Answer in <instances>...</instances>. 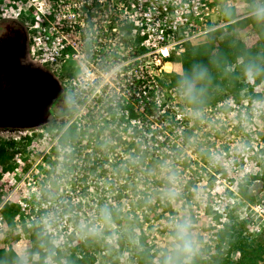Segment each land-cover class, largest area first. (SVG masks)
Segmentation results:
<instances>
[{
    "label": "built area",
    "instance_id": "obj_1",
    "mask_svg": "<svg viewBox=\"0 0 264 264\" xmlns=\"http://www.w3.org/2000/svg\"><path fill=\"white\" fill-rule=\"evenodd\" d=\"M0 2L1 17L24 21L31 34L29 56L60 79L66 97L64 112L51 121L0 131V143H18L10 163L0 166V237L8 232L32 242L37 234L56 251L69 252L81 244L75 246L74 207L102 208L111 219L110 211L132 210V204L155 194L169 201L171 191L181 194L186 207L184 195H196L199 176L207 179L205 186L211 178L212 186L222 184L211 190L221 206L214 211L220 216L214 239L231 214L246 222L247 235L264 234V194L250 201L240 190L261 181L264 163L252 166L227 147L228 138L222 143L209 137L216 115L224 114L220 105L194 107L182 85L171 86L177 59L233 23L226 13L238 3ZM261 13L264 1L248 17ZM204 133L207 154L201 153ZM92 193L90 203L86 198ZM8 205L18 209L13 227L4 214ZM192 227L201 234L198 224Z\"/></svg>",
    "mask_w": 264,
    "mask_h": 264
},
{
    "label": "rangeland",
    "instance_id": "obj_2",
    "mask_svg": "<svg viewBox=\"0 0 264 264\" xmlns=\"http://www.w3.org/2000/svg\"><path fill=\"white\" fill-rule=\"evenodd\" d=\"M233 1L235 4L238 3L239 5H237V8L236 6L235 8L232 7L239 15L238 18L233 20L236 22L248 18L254 5L264 0ZM41 2L42 0H39L38 5ZM20 25L23 30L21 32L17 31L19 33L17 34L21 40L23 39L24 53L29 56L32 48L29 40L31 34H29L25 28L24 21L4 19L0 16V32H3L6 26L16 27ZM239 38L249 48H254L259 45V34L253 25H249L241 30L239 32ZM208 41L209 40H207V42ZM247 76V84L249 85L240 93L238 98H236L235 94L226 93L218 102L209 104L212 106L220 105L219 107L223 108L224 114H217L216 117L218 119L214 116V119H217L215 120L216 124L214 128L212 127L213 133H209L208 135L209 137L214 135L220 142L228 138L229 144H227V147L232 149L233 153L236 152L237 157H247L249 159L248 161L252 163V166L256 163L260 166L262 162L264 163V80L256 84L253 79L254 76L252 71H249ZM22 89L25 92L28 90V87L25 86ZM38 89L39 88H36L32 93L38 92ZM12 92L13 94H11L9 99L5 98L4 102L0 100V131L6 129H22L25 128L24 126L29 127V124H25L23 121L20 122L22 115L19 120H16L18 116H13V119H9V116H11L10 114H12L11 112L15 109L21 113H27L19 108L20 104L21 106L23 105V94L21 93L22 90H20L15 82L13 83ZM14 96L18 101H21V103L18 104L14 103L17 107L14 105L11 106L10 103L15 101ZM5 97H7V95ZM232 100L234 101L232 102ZM34 103L35 102L26 105L25 108H28L30 111V109H33ZM10 109H12V111ZM200 139V141L205 144L204 150L201 153L207 154V134H201ZM221 148H223V146ZM204 158L208 157L204 156ZM204 158L203 163L207 165L209 161ZM242 163L243 162L236 160L235 165L241 167ZM199 177V184L201 185H198L199 188L197 189L196 195H184V197H186V207L184 206L185 202H183V197H180L181 194L172 191L168 194V198L171 199L169 201L163 200L162 196L155 194V199L151 197L146 201L142 200L134 204L131 203L132 210L110 211L112 216L111 219L105 216L102 208L94 207L95 210H93V207L87 206L84 207V210H81L78 207H74L73 211H76L78 217L73 218L71 222L75 232H78V234H76L78 240H76L75 246L81 243L79 245L80 249L77 251V256L81 257V255L83 256L85 253H91L97 256V264H134L132 255H135V253L142 248L141 240H144V242L151 245L152 253L158 255L154 259L157 262L159 256H163V254L171 256L174 250H179L177 247L178 242L174 234L176 233V225L185 221L188 222L190 226L198 224L199 228H202L201 234H197V231L189 232L190 238L194 242V251L186 254L185 261H190V257H193L200 251H204L203 254H205L208 248L217 252L216 247L218 245V238L214 239V231L218 229L217 225L219 224L220 216L217 214L214 215V211L215 209H221V206L219 203L220 196H218V194H213L211 190L215 191L216 187H220L222 184L221 182H217L216 187L212 186L213 178H211L208 186H205L207 179L205 178L203 180L204 177ZM246 187L248 188V193L251 195V199L248 198L250 201H254L257 197L264 194V182L262 180L258 181L257 184L251 183V189L248 186ZM208 189L210 192H208ZM93 196H96V194H89L86 198L87 201L90 200L91 203V197ZM187 205H194L196 209L191 210L189 208L188 210ZM144 207H146V209H143ZM201 214L203 216L200 217ZM195 216L197 218H195ZM226 223L230 224L231 220ZM9 235L11 237V247L15 246V251L24 259V264H33L35 260L40 258V255L36 254L34 255V260H29L31 249L34 247V240L31 242L26 237H16L13 239L11 234ZM245 235L247 234L245 233ZM248 235L250 236V234ZM89 236H92L91 239L93 240L91 245L88 241V239H90L88 238ZM21 238H23V241L18 242ZM39 238L43 240L42 236ZM43 241L42 244L45 249H47L45 252L47 253L45 264H55V262L57 264H66L68 262L66 258H63L59 262L58 258L60 257V253L54 248L51 250L52 246L51 248L46 246V244H44L45 239ZM213 243H215V245ZM5 245L6 232L3 237H0V247L3 248ZM74 251V248H72L69 252L64 253L68 256ZM238 256L239 255L234 254L235 259Z\"/></svg>",
    "mask_w": 264,
    "mask_h": 264
},
{
    "label": "trees",
    "instance_id": "obj_3",
    "mask_svg": "<svg viewBox=\"0 0 264 264\" xmlns=\"http://www.w3.org/2000/svg\"><path fill=\"white\" fill-rule=\"evenodd\" d=\"M226 14L230 21L239 17L234 9L228 10ZM249 25H253L259 34V45L254 48L247 47L239 38V32ZM22 30L21 25L7 27L6 31L0 32V42H3L4 40L10 42L14 38H19V33L17 31L21 32ZM209 37L210 39L207 43L197 47H190L183 57L177 59L176 71L170 76L171 86H180L185 77L191 74V70L194 66H202L207 69V78L196 84L193 93L189 97V103L194 107H203L207 104L218 102V100L224 97V94L226 93L235 94L236 98H238L240 93L249 85L247 84V73L249 71L253 72V79L256 84H259L264 80V13L228 24L212 32ZM19 39L20 41H23V39ZM41 72L42 75H53L50 71L44 70ZM42 75L40 78L45 83L46 78ZM51 83L56 94L55 109L51 113L45 112L42 109V106L51 96L54 95V93L49 96L48 91L44 90L45 88L43 85L40 86V90L36 93H32L31 84H28L29 90L25 92L20 88V90H22L21 93L23 94V105H19L20 110L23 109L28 112L29 110L28 108H25V106L33 102L38 103L41 106L38 118L33 120L32 123H29V127L45 124L49 121L51 114L60 115L64 112L66 97L61 83L58 81L55 82L53 79H51ZM1 85L2 84L0 83V100L4 102V99H9L13 92L11 90H5ZM12 87L13 86L10 88ZM6 95L7 97H5ZM10 103L11 106L14 105L17 107L15 104L21 103V101H18L15 97V101ZM17 145L18 143L14 141H4L0 143V166L10 163ZM259 179L264 182V176L259 177ZM247 189L248 188L245 185H242L240 188L241 194L251 199V195L248 193ZM17 212L18 209L13 205H8L4 208V214L9 227L14 226V217ZM230 216L231 223H226L224 228L217 233V252L208 248L205 251V254H203L204 251H200L193 257H190V261H185L187 253L179 249L174 250L171 256L166 254L159 256V259L156 262L154 259L158 255L152 253L151 245L144 242V240H141L142 248L135 253V255H132L133 263L264 264V234L257 237L251 236V234L250 236L245 235L247 228L246 222L237 221L232 214ZM193 229L194 228L190 226L189 232ZM9 234L10 233H6V245L3 248L0 247V264H24V259L18 255L13 247H11V237ZM174 236H176V233ZM91 237L92 236L88 237L90 238L88 239L90 245L93 241ZM33 240L34 247L31 249L29 260H34V255L38 254L40 255V258L35 260L33 264H45L47 253L44 252L45 247L42 244L44 239L42 240L39 236L34 234ZM44 244L51 248V245H49L47 240H45ZM79 249L80 247H76L74 249L75 251L68 256L64 252L57 250L60 253V257L58 258L59 262L63 258H66L68 260L66 264H97L98 258L96 255L85 253L83 256L81 255V257L77 256V251ZM51 250H53V247ZM234 254L239 256L235 259Z\"/></svg>",
    "mask_w": 264,
    "mask_h": 264
},
{
    "label": "flooded vegetation",
    "instance_id": "obj_4",
    "mask_svg": "<svg viewBox=\"0 0 264 264\" xmlns=\"http://www.w3.org/2000/svg\"><path fill=\"white\" fill-rule=\"evenodd\" d=\"M7 27L8 26H6L3 30L6 31ZM3 42L0 43V83L2 84L1 87H3L5 90L12 91V88L10 89V87L13 86L14 82L21 89L25 87L27 83V84H32V92H33L36 88H39L38 90H40V86L43 85L45 88L44 90L48 91L49 96H51L52 93H54V95L51 96L45 104H43L42 109L48 113L53 112L56 104L55 101L56 94H55V90L53 89L51 79H53L55 82L56 81L60 82V79L53 73H52L53 75H51L52 77L47 75H42L41 71L44 70L50 71V70L47 69L45 66H42L34 62L31 59V57H29L27 54L24 53L23 51L24 42L20 41L19 38H14L10 42L9 41L6 42L5 40ZM41 75L44 76V78H46V80L44 79L45 83L41 79H39ZM40 107L41 106L38 103H34V106L32 107L33 109H31L25 114L13 108L16 110V112L15 110L11 112L12 114H10L11 116H9V119L11 120L13 119V116H18L16 120H19L20 116L22 115L20 122L23 121L25 124L32 123L33 120L38 118ZM10 110L12 111V109Z\"/></svg>",
    "mask_w": 264,
    "mask_h": 264
},
{
    "label": "clouds",
    "instance_id": "obj_5",
    "mask_svg": "<svg viewBox=\"0 0 264 264\" xmlns=\"http://www.w3.org/2000/svg\"><path fill=\"white\" fill-rule=\"evenodd\" d=\"M207 78V69L202 66H194L191 74L186 76L182 82V88L185 94L191 95L198 82L204 81ZM190 224L188 222L178 223L176 225V240L177 247L186 253L194 251V242L190 238Z\"/></svg>",
    "mask_w": 264,
    "mask_h": 264
},
{
    "label": "water",
    "instance_id": "obj_6",
    "mask_svg": "<svg viewBox=\"0 0 264 264\" xmlns=\"http://www.w3.org/2000/svg\"><path fill=\"white\" fill-rule=\"evenodd\" d=\"M53 118H54V116L51 115V116L49 117V121H51Z\"/></svg>",
    "mask_w": 264,
    "mask_h": 264
}]
</instances>
